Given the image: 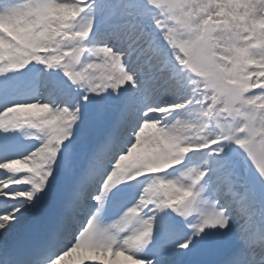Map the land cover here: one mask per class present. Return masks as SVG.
Instances as JSON below:
<instances>
[{"label":"snow or ice","instance_id":"6c2138e0","mask_svg":"<svg viewBox=\"0 0 264 264\" xmlns=\"http://www.w3.org/2000/svg\"><path fill=\"white\" fill-rule=\"evenodd\" d=\"M69 261L264 264V0H0V264Z\"/></svg>","mask_w":264,"mask_h":264},{"label":"bare ground","instance_id":"6f19581e","mask_svg":"<svg viewBox=\"0 0 264 264\" xmlns=\"http://www.w3.org/2000/svg\"><path fill=\"white\" fill-rule=\"evenodd\" d=\"M90 255H91V254H90ZM121 259H123V258H121ZM68 264H72V262L69 261ZM86 264H89V262H86ZM96 264H99V261H97Z\"/></svg>","mask_w":264,"mask_h":264}]
</instances>
